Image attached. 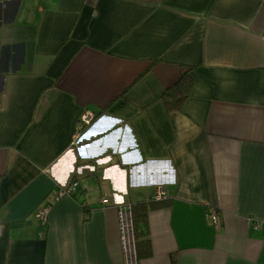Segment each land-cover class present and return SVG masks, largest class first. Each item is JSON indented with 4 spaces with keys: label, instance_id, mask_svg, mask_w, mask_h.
<instances>
[{
    "label": "crops",
    "instance_id": "1",
    "mask_svg": "<svg viewBox=\"0 0 264 264\" xmlns=\"http://www.w3.org/2000/svg\"><path fill=\"white\" fill-rule=\"evenodd\" d=\"M163 189L141 264H264V0H0V264H124Z\"/></svg>",
    "mask_w": 264,
    "mask_h": 264
},
{
    "label": "trees",
    "instance_id": "2",
    "mask_svg": "<svg viewBox=\"0 0 264 264\" xmlns=\"http://www.w3.org/2000/svg\"><path fill=\"white\" fill-rule=\"evenodd\" d=\"M192 73L193 70H191V68L183 69L178 84L166 90L162 96L161 100L169 112L182 110L184 103L187 101V99H189L194 85ZM86 125L89 124H85L82 121L80 124V130H83ZM94 167L96 169V165ZM159 208H161V205H156L151 202H144L134 205L132 208L138 255L140 260L150 258L153 255L148 226V216L150 212Z\"/></svg>",
    "mask_w": 264,
    "mask_h": 264
},
{
    "label": "built area",
    "instance_id": "3",
    "mask_svg": "<svg viewBox=\"0 0 264 264\" xmlns=\"http://www.w3.org/2000/svg\"><path fill=\"white\" fill-rule=\"evenodd\" d=\"M83 123L90 124L91 116L85 115L83 117ZM85 170L95 172V167L91 165H85L79 168V174H83ZM78 183H72L70 186L66 187L63 191L64 195H71ZM167 191L165 189L158 190L157 194L150 199V202H162L167 198ZM104 204L109 203L108 199L103 200ZM118 207L119 213V231H120V245L121 251L124 256V264H140L137 254V240L135 233V223L132 208L133 206L127 202H120L116 205ZM45 211L40 213L41 218H45ZM208 218L213 223V225L219 224V213L215 210L208 212Z\"/></svg>",
    "mask_w": 264,
    "mask_h": 264
},
{
    "label": "bare ground",
    "instance_id": "4",
    "mask_svg": "<svg viewBox=\"0 0 264 264\" xmlns=\"http://www.w3.org/2000/svg\"><path fill=\"white\" fill-rule=\"evenodd\" d=\"M109 204V203H108ZM106 205V204H105ZM217 226V225H216ZM137 254H138V248H137ZM138 259H139V255H138ZM139 261H140V264H141V260L139 259Z\"/></svg>",
    "mask_w": 264,
    "mask_h": 264
},
{
    "label": "rangeland",
    "instance_id": "5",
    "mask_svg": "<svg viewBox=\"0 0 264 264\" xmlns=\"http://www.w3.org/2000/svg\"><path fill=\"white\" fill-rule=\"evenodd\" d=\"M213 224V223H212ZM219 225V224H218ZM214 226V225H213ZM214 227H216V226H214Z\"/></svg>",
    "mask_w": 264,
    "mask_h": 264
}]
</instances>
